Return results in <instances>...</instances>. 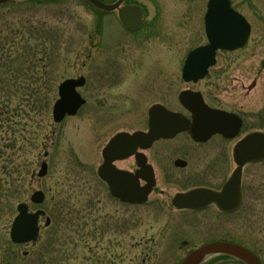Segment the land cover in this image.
I'll use <instances>...</instances> for the list:
<instances>
[{
  "label": "rangeland",
  "instance_id": "374dc122",
  "mask_svg": "<svg viewBox=\"0 0 264 264\" xmlns=\"http://www.w3.org/2000/svg\"><path fill=\"white\" fill-rule=\"evenodd\" d=\"M207 1L161 0L153 4L149 0L147 19H153L152 24L134 32L122 25L117 10L93 8L87 0H12L0 4V97L14 105L21 73L23 105L22 146L0 153V264L10 257L20 264H64L66 258L68 264H110L116 258L118 264H180L190 253V244L201 242L203 237L198 240L190 235V244H184L189 235L175 232L170 225L175 218L160 207V199L127 204L115 198L97 169L101 148L110 135L122 125L134 130L144 127L154 101L162 99L170 107L182 108L178 94L191 84L182 78L180 69L188 52L207 41ZM234 5L252 25L249 41L234 51H219L215 69L227 68L216 73L218 79L201 81L200 88L215 105L244 109L249 131L257 123L256 95L260 90L250 85L261 80L264 89V0H234ZM102 37L106 41L117 37L115 54H108L105 41L101 47ZM136 37H160V54L153 53L143 40L137 44ZM48 43L50 49L45 48ZM33 56L32 70L26 60ZM100 68L118 73V78H106ZM81 74L91 77L83 89L88 105L56 123L52 111L59 83ZM100 80L105 85L97 94L95 85ZM159 85L165 88L159 90ZM161 91L164 95L159 97ZM24 93L32 98H24ZM103 112L133 114V119L106 118L104 127H99L92 115ZM118 123L122 124L114 128ZM46 151L50 152L47 158ZM43 160L48 161L49 172L39 176ZM247 181L254 187V167L248 169ZM159 187L168 189L167 198L179 188L163 182ZM36 189L46 194L40 206L51 216V225L42 229L36 246H13L9 234L17 205L30 201ZM249 193L250 199L252 190ZM229 220L230 239L253 251L264 264V226L259 223L262 229L258 228L255 217ZM25 249L30 251L28 256L23 255ZM221 254L229 260L212 262L209 258L200 264H247L227 253L211 257L224 258Z\"/></svg>",
  "mask_w": 264,
  "mask_h": 264
},
{
  "label": "flooded vegetation",
  "instance_id": "af4514ba",
  "mask_svg": "<svg viewBox=\"0 0 264 264\" xmlns=\"http://www.w3.org/2000/svg\"><path fill=\"white\" fill-rule=\"evenodd\" d=\"M100 1L106 4H117L113 10L118 11L120 20H121L120 10L123 7L135 5L139 7L141 10V18L143 24L141 25L140 28L144 27L145 25L150 26L152 24L153 19L150 20L147 19L148 11H149V5H148L149 0H100ZM150 1L153 4H160L159 1L161 0H150ZM87 2L90 3L93 8H98V6H96V4H94L90 0H87ZM231 2L232 5H234V0H231ZM140 28H137L135 31H138ZM126 29L130 30L128 28ZM159 38L160 37H136L133 40L137 42V44L140 43L142 44V40H143L144 44H147V46L152 49L153 53L159 55L160 54L159 45L161 43ZM104 41L107 49H109L108 54H111L112 51H114L112 52V54H115L117 52L116 50L117 37H112L110 38V40L107 41L102 37L101 47H103ZM206 43L207 41L203 44ZM110 44H111L110 47L114 46V49L108 48ZM218 52H217V62H218ZM183 67L184 64L180 69V74L184 79ZM215 68H216L215 65L210 66L209 72L203 78H200L197 81L194 80L186 81L184 79L187 83L191 84V86H187L183 90H192L196 92H201L205 102L211 107L222 108L238 113L242 118V125L235 136H225L222 133H215L206 139H197L191 134L189 130H184L178 132L172 137H160L153 140L149 144H145V145L138 144V146L133 150L134 152L132 154L121 157L120 155H123V153H128L131 149H133V142L128 140L127 135L125 133L132 134L138 130H142V131L149 130L150 108L154 104L158 103L165 105L169 109L181 112L184 115H186L188 118L193 119L192 111L187 109L180 102L179 95L181 91H183L181 90L178 94V100L182 108L177 109L174 107H170L162 99L156 100L151 104V106H149V109L147 110V120L145 122L144 127L134 130L133 128H127L126 126L122 125L120 129H118L114 134L110 135L108 140L104 143V145L101 148L100 151L101 162L99 163L97 169L98 176L109 187L108 182L100 175V168L105 163L104 151L105 148L108 146V144L115 136L122 134L124 140H122V142L118 144L117 150L113 154L117 158L112 160V165H115L118 169L129 172L131 174L130 175L131 183L134 182L139 186L145 188L146 190L147 189L149 190L148 198L146 202H149L151 200V197H156L155 198L156 201H158V199L161 200L159 204L160 207L163 208L164 211H168V210L171 211L172 216L175 218L170 223V225L174 228L175 232L184 231L185 234L189 235L188 238L184 239V244H188V245L190 244L191 242L190 235L196 237V239L198 240H200L199 238L203 237L200 243H195L194 246L190 244L189 252L210 242L225 241V242H233V243L241 244L233 239H230V237L227 235L230 224L229 219L231 217H240L242 218L243 221L245 220V218L255 217L258 219V228L262 229V227L264 226V159H258L255 161L246 162L242 166V173L240 180V197L238 200V204L236 206H233V203L224 197L226 194L225 186L232 177L234 171L239 166L234 156V149L237 143L249 133H252L254 131L264 132V126H263L264 89L262 88L263 83L261 82V80H259V82L258 80L253 82L254 83L253 87L256 88L260 87V90L257 93L258 96L256 95L257 100H256V109H255L256 112L255 121H257V123L251 130L248 131L247 128L248 114L244 109L233 110L215 105L211 101H209L208 93H206L203 89L200 88L201 81H204L211 77L218 79L215 77L216 73H220V71H224L227 67L218 68V69ZM106 69L103 70V68H100L99 69L100 74L101 75L105 74V77L108 79L115 80L118 78V73H112V71H106ZM158 73L160 74L161 72ZM81 76H84L85 84L79 86L78 91L86 99V101L79 108V110L82 107H86L88 105L89 98L86 96V93L83 92V89L89 84L91 79V77L88 76L87 74H81L78 77ZM159 79H163V78H159ZM103 82L104 80H100L95 85L97 94H101L103 92L102 88L105 85ZM21 86H22L21 73H18L17 89H16L15 101L13 106L10 100L5 99V96L0 97V153L2 154H4L3 151L7 150L8 148L14 147L15 150H18V148L19 147L21 148L22 146L23 105H22ZM164 88H165L164 86L159 85V90H162ZM139 91L141 93L143 89L139 87ZM158 95L159 97L164 95L163 91L158 92ZM97 100L98 98L96 97L95 106L99 104ZM123 106L125 105H122L121 107ZM119 109L120 108H118V111ZM125 109L126 108L122 109V111H124ZM77 113L75 115H77ZM70 116H74V115H66V117H70ZM123 116H128V118L132 117L133 119V114L125 115L124 113L121 114L120 116L116 112L115 113L103 112L92 115V117H94L96 121H99L98 122L99 127H104L102 122L106 118L121 119V117ZM121 124L122 123H118L117 125H114V128H117L118 125ZM129 124L130 126L132 125L131 122H129ZM110 130L112 129L106 130L105 132H108ZM49 154L50 152L46 151L44 156L47 158L49 157ZM43 162H47L48 172H49V163L47 160H43L41 162L40 168ZM252 167H254L256 171V183L254 187L253 185L252 187L249 186L247 181V171L249 168ZM160 182H163L164 185L166 186L167 185L170 186L171 184L173 185L176 184L177 186H179V188L174 193H171L169 198H167L164 195L166 194L168 189L160 188L159 187ZM250 187L252 190L253 197L249 199L250 196L249 191H251ZM156 192H159V194L156 195L155 194ZM121 201L127 204H142V203L125 202L123 200ZM25 202L28 203L30 211H34L38 208H42L39 204H36L31 201V196H30V201H25ZM34 206H36V209L32 208ZM43 218H45V222L47 219L46 216L40 217L39 220V223L41 225L40 234L43 228L48 227L47 225L42 224ZM259 223L260 225H262V227L259 225ZM11 228H12V224H11ZM11 228L9 234L10 237H11ZM38 239L36 241L24 242V243H18L13 241V246H17V247L22 245H24L25 247L33 246V245L36 246ZM12 254L14 253L11 252V255ZM29 254L30 251L26 249L23 251V255L28 256ZM63 254L65 259L68 253L66 251L63 252ZM221 255H223L224 258L221 257L212 258L211 256H213V254H211L208 257H206L204 261L208 260L209 258H210L209 260L212 262L213 261L227 262L229 260L227 257H225L224 254ZM4 262H5L4 264H20L17 263V258L15 259L11 257ZM68 262H69V258H66V260H64V264H68ZM110 264H118L117 258L112 259Z\"/></svg>",
  "mask_w": 264,
  "mask_h": 264
},
{
  "label": "water",
  "instance_id": "95a60500",
  "mask_svg": "<svg viewBox=\"0 0 264 264\" xmlns=\"http://www.w3.org/2000/svg\"><path fill=\"white\" fill-rule=\"evenodd\" d=\"M12 0H0V4ZM98 7L111 11L117 4H106L100 0H90ZM121 21L129 29H137L142 24L141 10L135 5L123 7L120 10ZM205 30L208 42L192 49L187 55L183 77L186 81H197L203 78L212 65L217 62V51L236 50L246 45L252 25L245 15L236 10L231 0H209L205 14ZM85 84L84 76L66 78L58 85L59 97L53 106V119L61 122L66 115H75L86 99L78 91V87ZM254 83L250 85L253 87ZM198 93V94H197ZM180 102L193 113V119L181 112L173 111L162 104H154L150 108L149 130H138L125 133L129 141L133 142V149L123 153L121 157L132 154L138 144L145 145L160 137H172L180 131L189 130L197 139H206L215 133L225 136H235L242 125L239 114L222 108L209 106L201 92L183 90L179 95ZM124 140L122 134L115 136L105 148V163L100 168V175L110 187L111 194L125 202L144 203L147 201L149 190L130 181L131 174L112 165L117 158L113 154L119 143ZM234 156L238 168L225 186V198L238 204L240 197V180L242 166L246 162L264 159V132L254 131L241 139L235 149ZM48 173V164L43 162L38 172L39 176ZM46 194L42 189H36L31 194V201L42 204ZM12 228L11 239L18 243L36 241L40 234V217L46 216L45 225H50L52 218L44 208L29 210L28 203L20 202L17 206ZM214 253H227L236 256L247 264H263L260 258L243 245L217 241L210 242L192 250L180 264H200L207 256Z\"/></svg>",
  "mask_w": 264,
  "mask_h": 264
},
{
  "label": "trees",
  "instance_id": "16d2710c",
  "mask_svg": "<svg viewBox=\"0 0 264 264\" xmlns=\"http://www.w3.org/2000/svg\"><path fill=\"white\" fill-rule=\"evenodd\" d=\"M24 1H41V0H24ZM31 38H33L32 40L33 41H36V40H38L39 38L38 37H31ZM28 40H29V38H28ZM47 41V40H46ZM45 41V42H46ZM32 44H34V43H32ZM36 45H37V43H36ZM46 45V44H45ZM50 43H48V45H46L45 46V48H48V49H50ZM9 58V57H8ZM33 59H34V56L30 59V61H27L26 60V62L29 64V65H31L32 66V70H33V64L35 63V62H33ZM33 62V63H32ZM46 63V62H45ZM50 63L48 62V65H49ZM24 65H25V63H24ZM41 67H47V64L45 65V66H41ZM24 71H26L27 72V75L29 76V74L30 73H28L29 72V70H28V68L27 67H24ZM30 77V76H29ZM28 79H30V78H28ZM24 89H26V88H24ZM32 93V92H31ZM24 98H26L27 96H29L30 97V99L32 98L30 95H28L27 93H24Z\"/></svg>",
  "mask_w": 264,
  "mask_h": 264
},
{
  "label": "bare ground",
  "instance_id": "6f19581e",
  "mask_svg": "<svg viewBox=\"0 0 264 264\" xmlns=\"http://www.w3.org/2000/svg\"><path fill=\"white\" fill-rule=\"evenodd\" d=\"M181 132V131H180Z\"/></svg>",
  "mask_w": 264,
  "mask_h": 264
}]
</instances>
